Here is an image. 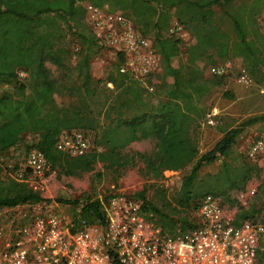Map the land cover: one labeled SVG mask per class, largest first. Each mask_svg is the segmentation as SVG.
Here are the masks:
<instances>
[{
    "label": "trees",
    "instance_id": "1",
    "mask_svg": "<svg viewBox=\"0 0 264 264\" xmlns=\"http://www.w3.org/2000/svg\"><path fill=\"white\" fill-rule=\"evenodd\" d=\"M231 1L0 0V83L12 86L11 92L0 94V153L15 146L24 133H31L36 139L25 152L30 147L37 148L49 163L48 172L55 170L64 176L91 171L97 162L111 171L140 162L142 175L157 178L163 170L182 169L194 161L178 188L179 204L184 205L180 209L169 213L156 208L144 198L143 189L130 195L141 201L150 220L163 226L184 223L180 213L195 207L205 194L236 204L235 220L251 216L256 209H242L236 199L230 198V192L242 190L258 169L247 162L231 164L225 159L240 133L264 117L248 116L234 126L223 127L213 116L221 136L199 155L191 135L207 113L206 96L213 87L223 84L224 75H202L206 63L216 65L229 58L239 59L247 77L258 85L264 84V34L255 22L264 0L225 9ZM86 5L105 7L108 13L119 11L142 35L151 32L161 65L158 83L148 79L145 87L117 67L97 88L101 81L93 82L89 63L100 46L84 20ZM214 5L224 9L231 22L235 36L232 41L216 24ZM172 19L189 33L184 44L185 65L179 54L181 39L168 32ZM67 35L74 36L78 44L72 70L79 82L74 88L57 83L46 67V63L57 69L65 66L72 53ZM118 58L122 62L121 53ZM63 89L76 97L71 108L56 100ZM82 95H87L88 100ZM224 95L233 97L229 92ZM93 97L96 112L89 106ZM71 130L86 134L91 144L88 151L72 156L55 148L59 134ZM88 132L93 133L91 140ZM146 139L153 141L150 151L123 152L129 143ZM217 157L221 158L217 171L199 177V169ZM17 168L13 166V172ZM1 173L5 172L0 163ZM46 201L15 176L5 183L0 176V208ZM54 201L72 203L73 207L80 203L79 214L87 219L100 213L98 200L89 201V196L82 202ZM257 264H264V246L258 252Z\"/></svg>",
    "mask_w": 264,
    "mask_h": 264
},
{
    "label": "built area",
    "instance_id": "2",
    "mask_svg": "<svg viewBox=\"0 0 264 264\" xmlns=\"http://www.w3.org/2000/svg\"><path fill=\"white\" fill-rule=\"evenodd\" d=\"M87 10L96 12L98 8L86 5ZM106 18L112 29L108 24L102 36L101 23L94 18L99 29L91 30L97 43L100 37L107 38L121 52L139 51L130 62L124 60L118 71L146 87L158 67L152 47L123 19ZM229 66L228 62L211 65L209 75H223ZM238 80L250 83L242 68ZM257 91L264 96V84ZM213 115L207 112L205 122L211 123ZM55 148L76 156L89 150V141L84 132L71 130L59 134ZM263 148L262 138L254 140L250 157ZM21 159L15 178L42 182L50 168L42 153L30 147ZM255 193L252 186L246 191L249 197ZM94 198L100 213L92 219L80 216V203L66 216L55 213L56 205L45 202L0 208L5 224L0 228V264H257L264 246V195L251 216L235 220L218 197L205 194L195 207L183 210L186 221L173 226L154 223L141 208V201L124 192Z\"/></svg>",
    "mask_w": 264,
    "mask_h": 264
},
{
    "label": "rangeland",
    "instance_id": "3",
    "mask_svg": "<svg viewBox=\"0 0 264 264\" xmlns=\"http://www.w3.org/2000/svg\"><path fill=\"white\" fill-rule=\"evenodd\" d=\"M250 0H232L225 9L230 10L238 5H246ZM264 3L261 6L259 14L255 17V22L258 29L264 32ZM213 17L216 24L225 31L230 41L234 39V32L232 24L224 14L223 10L219 6H212ZM112 16L113 18H119L126 21L133 31L140 34L150 44L154 51L155 62L157 63V69L153 75L150 76L149 82L152 84L159 82L160 74V58L155 53L153 47V41L151 39V32L142 35L137 26L129 19H127L121 12L114 11L108 13L105 7L98 8L96 12L87 10L85 12L84 20L89 28H93L94 31L99 29V26L95 22L94 18L98 19L101 23L102 31L100 30V36L112 25L107 20L106 16ZM115 21L113 26L115 25ZM174 36L181 39L179 44V54L183 65L186 64V53L184 52V44L189 40V33L181 28L173 19L170 22L168 30ZM67 39L70 42V49L72 53L68 60L65 61V66L61 69H57L54 65L46 63V67L49 70L50 76L57 81V83L67 84L74 88L79 80L76 78L75 72L72 70L75 59V51L78 49L76 38L71 35H67ZM100 48L98 52L90 59V75L93 82L101 81L98 84L99 88L103 85V79L105 76L116 70L123 61L133 60L139 51L135 52H121L114 45L108 41L107 38H101L98 42ZM122 54V62L119 61V54ZM129 61V62H130ZM228 62L229 67L226 68L227 72L223 78V84L221 86L213 87L210 93L205 98L207 110L206 112H212L214 117H218V123L223 127L234 126L242 119L248 116L262 115L264 117V96L260 95L257 91L258 84L250 80V83H243L238 80L239 69L243 68L239 59L229 58L220 62L223 64ZM204 63V62H203ZM202 65V63L200 64ZM211 65L206 63L202 68V75L204 77L209 76V67ZM264 72V67H262ZM107 87L111 88L109 83ZM97 90V89H96ZM12 86L0 83V94L2 92H11ZM224 92H229L233 95L232 98H227ZM83 98L88 100L87 95H82ZM56 100L63 106L71 108L76 103V97L64 89L61 93H58ZM89 106L93 111H97L98 107L95 102V97L91 99ZM216 120L213 119L211 123H206L204 118L201 119L197 126L191 131V135L194 138L198 155L208 150L213 143L221 136V132L215 127ZM89 133V132H88ZM93 137V133H89L90 140ZM262 138L264 140V120L247 126L240 135L236 138L231 147V152L225 159L231 164H238L241 162H247L256 166L258 169L257 174L253 175L245 184L242 190H234L230 192V198H234L238 201V204L242 209L247 212L255 210L259 203L260 196L264 195V151L256 154L252 157L249 155L250 147L254 140ZM36 135L31 133H24L19 142L8 149L7 151L0 153V163L4 168V174L1 173V179L5 183L8 178L14 176L13 166H20L22 154L26 150L27 145H31L35 142ZM91 147V144H89ZM153 147V141L150 139L136 140L129 143L123 152L130 153L132 151H150ZM101 149L100 147H97ZM194 162V161H193ZM192 162V163H193ZM191 164L178 170H163L160 177L152 178L142 175L141 163L137 162L133 166H128L118 171H111L104 167L103 163L97 162L93 169L88 172H81L77 175L64 176L57 174L55 170L48 172L44 178L38 181H28L26 184L33 191L48 199L45 203L54 207L55 213L66 216L73 213L74 207L72 203L56 202L54 200L61 199L63 201L82 200L83 198H94L97 195H102L108 192H124L129 195H134L140 190H144L143 196L148 202L154 205L156 208L168 211L171 213L174 209H180L183 204H179L178 188L183 177L188 174ZM221 163V158L217 157L211 163L202 166L198 171V176L202 177L206 173H214L217 171ZM254 187L256 193L254 196L249 197L246 191L249 187ZM223 207L230 213L234 214L238 210L236 204H232L223 197H218ZM173 208V209H172ZM1 213V211H0ZM181 214V213H180ZM183 214V213H182ZM2 219L0 218V228L4 227Z\"/></svg>",
    "mask_w": 264,
    "mask_h": 264
}]
</instances>
